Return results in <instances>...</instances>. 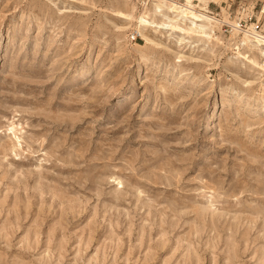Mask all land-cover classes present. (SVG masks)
Masks as SVG:
<instances>
[{
  "label": "rangeland",
  "instance_id": "374dc122",
  "mask_svg": "<svg viewBox=\"0 0 264 264\" xmlns=\"http://www.w3.org/2000/svg\"><path fill=\"white\" fill-rule=\"evenodd\" d=\"M241 4L0 0V264H264V71L238 55L264 65V2L244 30Z\"/></svg>",
  "mask_w": 264,
  "mask_h": 264
},
{
  "label": "bare ground",
  "instance_id": "6f19581e",
  "mask_svg": "<svg viewBox=\"0 0 264 264\" xmlns=\"http://www.w3.org/2000/svg\"><path fill=\"white\" fill-rule=\"evenodd\" d=\"M170 9H171V11L176 12L178 15H180L181 18L189 19L191 24H192V26L198 24L199 22L205 21V20H208V21L211 20L212 21V18L209 17L208 15L196 12L190 4H188V5H180V4L171 2ZM139 21H140L141 25H143V26H152V25H154L153 22L147 20L144 17H142ZM174 25L166 24L165 26L172 27L177 32H179L181 34H192L194 32V31H191L190 28H185V27H183L181 25H175V26ZM159 26L160 25H157V27H159ZM253 36H254L257 44H259L260 46L264 47V37H262L261 35H258V34H254ZM146 40H147V38H146ZM238 51H240V50H238ZM260 51H261V54L264 55V49H260ZM238 55H239L240 58L246 59L249 63H251V65L253 67L258 68L261 71H264V65L260 64L256 58L247 56L246 54H244L242 52H238ZM215 111L216 110H213L212 112H210V116H209L208 119L211 122L209 124H207V128H209V129L213 127V122L212 121L215 119Z\"/></svg>",
  "mask_w": 264,
  "mask_h": 264
},
{
  "label": "built area",
  "instance_id": "2783aa9c",
  "mask_svg": "<svg viewBox=\"0 0 264 264\" xmlns=\"http://www.w3.org/2000/svg\"><path fill=\"white\" fill-rule=\"evenodd\" d=\"M236 1H239V3H242V4L238 7L236 11L235 21L238 23L240 30H244L242 28L248 27L247 23L257 22L254 20L256 19V14H255L256 6L251 5V3H255V2L257 3L258 1H255V0H236ZM260 14L261 15L263 14V8L260 11ZM252 25H255V24L253 23Z\"/></svg>",
  "mask_w": 264,
  "mask_h": 264
},
{
  "label": "crops",
  "instance_id": "0c3cea01",
  "mask_svg": "<svg viewBox=\"0 0 264 264\" xmlns=\"http://www.w3.org/2000/svg\"><path fill=\"white\" fill-rule=\"evenodd\" d=\"M226 1H233V0H226ZM255 1L264 2V0H255Z\"/></svg>",
  "mask_w": 264,
  "mask_h": 264
}]
</instances>
